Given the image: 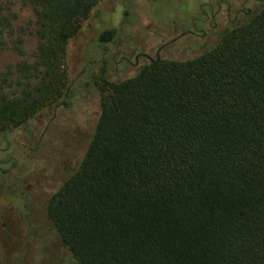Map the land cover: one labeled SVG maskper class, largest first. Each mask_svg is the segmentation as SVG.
<instances>
[{"label":"trees","instance_id":"trees-1","mask_svg":"<svg viewBox=\"0 0 264 264\" xmlns=\"http://www.w3.org/2000/svg\"><path fill=\"white\" fill-rule=\"evenodd\" d=\"M7 1L0 54L22 56ZM19 1L37 48L0 73V136L69 98L70 42L104 0ZM102 92L81 162L46 202L60 246L77 264H264V2L207 51Z\"/></svg>","mask_w":264,"mask_h":264},{"label":"rangeland","instance_id":"rangeland-1","mask_svg":"<svg viewBox=\"0 0 264 264\" xmlns=\"http://www.w3.org/2000/svg\"><path fill=\"white\" fill-rule=\"evenodd\" d=\"M7 2L14 26L24 34L22 56L0 54V73L13 75L21 63L34 61L37 40L31 8L19 0ZM263 2L104 0L70 42L69 98L45 110L41 120L0 136V264H77L60 246L46 202L81 162L97 124L102 90L135 76L149 63L142 55L153 61L157 51L159 60L198 56ZM108 29L116 31L115 40L98 44V35Z\"/></svg>","mask_w":264,"mask_h":264},{"label":"flooded vegetation","instance_id":"flooded-vegetation-1","mask_svg":"<svg viewBox=\"0 0 264 264\" xmlns=\"http://www.w3.org/2000/svg\"><path fill=\"white\" fill-rule=\"evenodd\" d=\"M248 12H250L249 10H248ZM143 57H146L147 59H148V61L149 62H152L153 60H151V59H149V57H147V55H142ZM138 58L136 57V60H137ZM156 60H159V56H158V51L156 52Z\"/></svg>","mask_w":264,"mask_h":264}]
</instances>
